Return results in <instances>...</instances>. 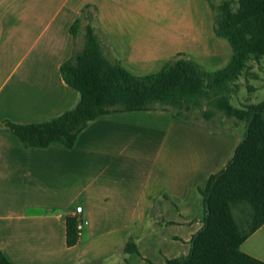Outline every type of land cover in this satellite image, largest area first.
Wrapping results in <instances>:
<instances>
[{
  "label": "crops",
  "instance_id": "0c3cea01",
  "mask_svg": "<svg viewBox=\"0 0 264 264\" xmlns=\"http://www.w3.org/2000/svg\"><path fill=\"white\" fill-rule=\"evenodd\" d=\"M86 4L107 57L130 72L157 71L177 53L206 70L232 56L214 32L212 0H0V123L42 122L74 105L78 92L59 67L81 44L70 25ZM216 124L160 108L117 111L90 120L71 147L24 146L0 124V250L12 264L186 255L206 213L196 186L224 167L244 133L237 120ZM75 205L88 223L68 245ZM127 239L136 252L123 250ZM239 248L264 261V222Z\"/></svg>",
  "mask_w": 264,
  "mask_h": 264
},
{
  "label": "trees",
  "instance_id": "16d2710c",
  "mask_svg": "<svg viewBox=\"0 0 264 264\" xmlns=\"http://www.w3.org/2000/svg\"><path fill=\"white\" fill-rule=\"evenodd\" d=\"M212 8L214 32L232 47L224 67L206 70L177 53L159 70L138 74L107 57L93 10L84 5L70 25L74 39L81 35V44L74 45L59 67L64 81L78 92L74 105L42 122L2 120L0 124L24 146L59 142L71 147L90 120L117 111L160 108L209 129H217L210 125L216 116V122L228 118L242 122L244 133L230 159L196 186L206 213L190 238L188 253L166 258L163 264H264L239 248L264 222V97L239 105L230 101L238 90L239 77L255 76L250 64L264 56V0H219ZM78 236L74 217L67 215L66 243H76ZM123 250L137 251L131 239L124 242ZM0 264H12L1 250Z\"/></svg>",
  "mask_w": 264,
  "mask_h": 264
},
{
  "label": "rangeland",
  "instance_id": "374dc122",
  "mask_svg": "<svg viewBox=\"0 0 264 264\" xmlns=\"http://www.w3.org/2000/svg\"><path fill=\"white\" fill-rule=\"evenodd\" d=\"M219 0H212L213 4H217ZM250 71L255 74V76H250L245 79L243 76L239 77L237 80L238 90L237 92L230 97L231 103L234 105H239L243 102H257L264 97V56H262L258 63L252 61L250 64ZM249 87H251L249 89ZM220 115V113H218ZM219 117H215L214 121L211 122V126H218L216 121ZM229 120H234L233 118L226 119V122ZM228 125V124H227ZM238 219L243 221L244 217L237 215Z\"/></svg>",
  "mask_w": 264,
  "mask_h": 264
},
{
  "label": "built area",
  "instance_id": "2783aa9c",
  "mask_svg": "<svg viewBox=\"0 0 264 264\" xmlns=\"http://www.w3.org/2000/svg\"><path fill=\"white\" fill-rule=\"evenodd\" d=\"M75 220V229L79 235L81 228L88 223V219L82 214V206L75 205L71 214Z\"/></svg>",
  "mask_w": 264,
  "mask_h": 264
}]
</instances>
